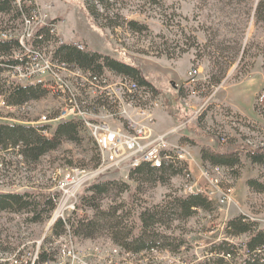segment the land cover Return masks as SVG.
Instances as JSON below:
<instances>
[{"label": "rangeland", "instance_id": "rangeland-1", "mask_svg": "<svg viewBox=\"0 0 264 264\" xmlns=\"http://www.w3.org/2000/svg\"><path fill=\"white\" fill-rule=\"evenodd\" d=\"M30 2L33 11L38 13L35 22L40 26L51 21L59 41L75 42L83 49L97 50L135 65L149 84L141 86L137 98L129 101L126 87L118 83L119 75L106 71L110 85L106 91L119 97L113 102L119 107L113 105L105 109L96 104V108L86 113L77 111L76 115L83 116L87 123L97 125L99 132L116 130L123 135V140L134 138L138 142L126 149L119 162L108 164L100 159L99 148L89 128L83 124L76 141H62L35 164L24 163L25 168L19 169L16 159H20L6 156L3 161L7 165L4 169L0 167V190L29 188V185L38 186L40 190L58 187L64 193H77L78 203L79 193L94 180L121 177L137 189L146 204L160 201L171 189L183 193L199 190L218 200L219 207L215 211L200 210L187 220H173L169 229L157 227L171 238L183 237L186 245L182 257L192 261L202 258L209 252L211 243L224 237V223L234 215L243 213L264 227V190L253 191L246 184L248 179L257 178L264 185V164L250 163L242 151L264 145V24L257 18L258 0H157L156 3L114 0L113 11L141 24L142 29L138 31L125 25L98 26L87 13L83 0ZM4 28L14 37L26 32L22 17L18 15L0 14V31ZM29 35L27 33L24 38ZM192 69H198L199 73L194 82L188 83V72ZM2 76L11 83L7 73ZM32 79L42 80L48 91L18 109L6 107L0 96V122L47 124L46 136H50L62 119L43 123L44 116L54 119L68 107L69 100L78 106L80 102H103L96 98V88L85 79L82 71L64 67L51 73L41 69ZM166 112L178 121L161 129L156 123ZM127 119L142 126L146 133L131 135ZM162 138L182 145L190 155L188 179L176 175L163 184L128 179L132 157L142 155ZM199 143L211 150L240 149L234 160V169L240 171L239 175L231 179L225 167L216 169L209 164L203 165L194 154ZM101 161L102 165L97 167L96 163ZM71 166L85 170L70 171ZM53 192L57 193L56 189ZM111 195L102 196L101 204L111 203ZM126 195L124 192L123 197ZM59 211L60 208L54 215L50 213L49 219L43 222L33 223L27 221L25 214L0 212L1 247L25 249L28 250L25 253H31L32 248L40 246L50 236ZM77 212L92 213L89 209ZM75 239L78 248L87 250L96 246L109 247L111 242L106 234ZM149 257L143 260L144 264L175 263L174 254H157V260ZM209 258L202 259V264H208ZM3 262L17 264V260H9V257ZM80 264L86 263L81 261Z\"/></svg>", "mask_w": 264, "mask_h": 264}, {"label": "trees", "instance_id": "trees-1", "mask_svg": "<svg viewBox=\"0 0 264 264\" xmlns=\"http://www.w3.org/2000/svg\"><path fill=\"white\" fill-rule=\"evenodd\" d=\"M113 1L83 0V4L87 13L100 27L115 28L125 25L133 31L141 30V24L134 20H126L124 16L113 11L111 7ZM145 1L157 2V0ZM15 2L16 0H0V14H11V17L14 15L21 17L23 14L30 17L32 4L25 1L21 4ZM256 11L257 18L264 24V0H258ZM1 31L6 32V29ZM26 45L30 49L49 51L52 64L82 71L88 77L106 76V71H111L126 80H131L136 87L135 91L129 94L132 100L140 94L141 86L149 84L135 65L97 50L80 49L75 42L59 41L51 21L38 26L26 41ZM49 46L51 48L48 49ZM21 48L22 45L19 44L18 38L11 36L0 39V96L5 105L17 109L28 101L43 96L48 91L43 81L26 84L11 81L8 84L6 78L2 76L3 73L13 70L14 66L29 60L26 54L16 56ZM262 70L264 75V60ZM96 95V98L103 102H80V106L87 110L96 108V104L105 109L113 105L117 106L107 98L105 93ZM83 124V120L77 117L62 119L51 131L50 136H46L44 129L48 127L47 124L0 122V167L5 168L7 163L4 161L8 155L20 159H16L19 169L25 168L24 163H37L42 156L56 149L62 141H76ZM237 151L240 149L211 150L201 145L200 159L203 165L209 164L210 168L225 167L226 173L230 171L229 176L234 179L240 173L239 170L234 169ZM242 151L245 153V159L250 163L264 164V145L256 149L243 148ZM186 169L185 164L175 157L162 162L159 166L140 161L137 166L129 169L128 179H133L138 183L163 184L173 176H185ZM246 184L253 191L264 190L263 183L257 178L248 179ZM27 187L29 188L0 190V212L25 214L30 223L49 219L54 208L51 193L42 188L38 189V186L29 185ZM124 192L127 194L125 197H123ZM107 195H111L112 202L104 206L101 204L103 203L101 199L102 196ZM218 207V200L210 198L203 192L183 193L174 189L166 192L160 201L146 204L137 193V189L132 188L126 179L118 177L94 180L79 193L76 212L74 210L70 217L65 220L58 219L53 223L50 236L41 244L40 259L50 258L55 253L52 248L53 236L67 232L71 236L83 238H95L106 234L113 244L136 254L139 259L143 257L140 256L141 253L152 252V250L176 254L182 247L185 249L186 242L183 237L171 238L158 231L157 227L164 226L169 229L173 220L184 221L196 215L200 210L212 212ZM86 209L91 210L92 213L83 215L77 212V210ZM223 234V238L208 246L207 250L211 253L208 264H264V227H260L255 220L243 213L234 215L225 221ZM227 238L234 241L230 243ZM47 244L49 246H46ZM26 251L28 250H15V248L6 250L0 244V264H8V262H3V259L8 257L9 260H21ZM239 256L244 258L240 261ZM154 259L157 260L155 257Z\"/></svg>", "mask_w": 264, "mask_h": 264}, {"label": "built area", "instance_id": "built-area-1", "mask_svg": "<svg viewBox=\"0 0 264 264\" xmlns=\"http://www.w3.org/2000/svg\"><path fill=\"white\" fill-rule=\"evenodd\" d=\"M22 1L26 3H31L30 0H20V4ZM33 8L31 10L30 17L24 16L22 14V22L24 25V29H26V32L22 36H17L15 38H18L19 44L22 45V48L18 50L16 53V56L20 57L22 54H26L29 58L28 61L21 63L19 65L14 66L13 70L9 72H6L7 75H9L10 80L15 83L20 84H26L28 82H37L42 80H34L32 79L38 72L43 69H47V71H50L51 73L54 72L56 69L55 66H53L51 62V56H49V51H39L35 49H30L29 46L26 45V41L32 36L34 30L39 26L38 23L35 22V20L38 18L36 11H33ZM30 34L29 37H25L26 34ZM12 35L10 33H6L3 31H0V39H6L8 37H11ZM14 37V36H13ZM78 47L80 49H83L84 47L80 44H78ZM45 50V49H44ZM60 67V66H58ZM57 67V68H58ZM64 68V67H60ZM76 72H80L79 70H75ZM199 70L198 69H192L188 72L189 78H187L188 83H192L196 80V76L198 75ZM17 76H16V75ZM85 79L90 83V85H93L96 88V94L99 93H105L107 98L111 101H116L119 99V97L114 96L113 94L106 91V89L110 86L108 84V80L106 76H100V77H88L85 75ZM23 81V82H22ZM118 83L119 85H123L126 87V96L128 97V100L131 101V97L129 94H131L133 91H135L136 87L129 84V81L126 80V78H122L118 76ZM4 103V102H3ZM5 105V104H4ZM8 108L16 109L15 107L6 106ZM119 107V106H118ZM80 109V110H79ZM82 111L83 113L87 112V109L81 106H78V104L73 101L69 100L68 107L64 110L63 113L58 114L54 119H47L46 116H44V122H49L51 120H59V119H67L72 117L81 118L86 125L87 128H89L91 135L97 144L99 151H100V159L105 160L108 164L119 162V160L124 156L126 153V149L128 147H132L135 144L134 138H129L123 140V135L116 131V130H105L104 132H99L97 129V125L93 126L87 121L82 118L83 116L76 115L79 112ZM67 112H72L73 115H70V113L66 114ZM127 128H130L132 131L129 133L131 135H140L146 133L144 131V128L142 126H139L138 124L134 123L132 120L127 119ZM49 132L48 127L44 129V134L47 135ZM51 134V133H50ZM163 139V138H162ZM157 144L150 146L147 148V150L139 156H133L131 159V165L130 167L137 166V158L138 157H156V166H159L162 162L169 161L172 157H175L177 160L185 164L186 171L185 176L187 179L190 176V172L188 170V162H189V154L187 155L185 149L180 144H171L170 142L166 141L165 138ZM137 142V141H136ZM138 144V142H137ZM136 144V145H137ZM163 146H170V153L169 155H162V147ZM137 147H140L139 145ZM97 167H100L102 165V161L97 163ZM71 170L74 171V169H81L85 170L84 168H81L79 166H71L69 167ZM218 169L217 167H215ZM68 169V168H67ZM53 179V178H52ZM218 181L216 179L217 184ZM54 189H56L57 193H54ZM46 191L50 192L52 195V200L54 202V208L52 210V215L56 213V210L60 208L59 215L56 216V220L62 219L65 220L68 218L75 209L77 204V193L76 194H69L68 192H63L61 188L55 187V188H49ZM199 191V190H196ZM189 192H193L190 190ZM186 193V192H185ZM65 194L70 196V198H66ZM210 197V196H209ZM211 198V197H210ZM221 201V200H220ZM51 215V216H52ZM55 220V221H56ZM64 235V236H62ZM228 241L231 243L234 240L227 238ZM76 239L74 236H71L69 232L65 234H60L58 236H53V245L52 248L54 249V254L50 258L41 260L40 259V251H41V245L36 246V248H32L31 253H23L22 259L17 261V264H80L81 261H84L86 264H144L143 260H147V257H155L157 258V254H170L168 251H156L152 250V252L148 253H141L140 256H143L142 259H139L136 254L127 252L117 245L113 244L112 242L109 243V247L106 246H96L95 248H91V250L87 249H80L76 245ZM80 249V250H79ZM184 247L181 248L180 252L174 254L175 255V263L172 264H202V259L205 261V257L210 256V252H206V255H204L202 258H197L196 261L192 260H186L182 257L183 253L182 250ZM145 257V258H144ZM228 257V255H227ZM243 256H239V260L241 261ZM152 259V258H151Z\"/></svg>", "mask_w": 264, "mask_h": 264}, {"label": "crops", "instance_id": "crops-1", "mask_svg": "<svg viewBox=\"0 0 264 264\" xmlns=\"http://www.w3.org/2000/svg\"><path fill=\"white\" fill-rule=\"evenodd\" d=\"M156 113L158 114V112H156ZM180 120H182V119L180 118ZM177 121L178 120L174 116H172L171 114L166 112V115L164 114V117H162L161 120L156 123V125H158L157 127L163 129L162 127L166 128L170 124H175ZM156 129L159 131L158 128H156ZM201 145H203V144L199 143V145H197L198 147H196V149H194V154H196L197 155L196 157L199 159H200V147H201ZM216 149H219V148H216ZM220 149H223V148H220ZM214 150H215V148H214ZM190 171H191V169H190Z\"/></svg>", "mask_w": 264, "mask_h": 264}, {"label": "bare ground", "instance_id": "bare-ground-1", "mask_svg": "<svg viewBox=\"0 0 264 264\" xmlns=\"http://www.w3.org/2000/svg\"><path fill=\"white\" fill-rule=\"evenodd\" d=\"M17 3L20 2V0H16ZM15 2V3H16ZM132 86H134V84H131ZM135 87V86H134ZM170 153V146H163L162 147V155H169ZM140 161H145V162H149L150 164H152L153 166H156V157H145L144 159H140L137 158V164Z\"/></svg>", "mask_w": 264, "mask_h": 264}]
</instances>
